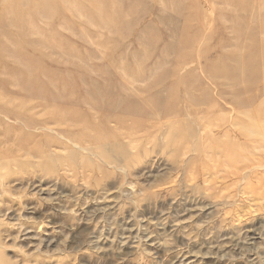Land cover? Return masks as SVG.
<instances>
[{"label":"rangeland","instance_id":"374dc122","mask_svg":"<svg viewBox=\"0 0 264 264\" xmlns=\"http://www.w3.org/2000/svg\"><path fill=\"white\" fill-rule=\"evenodd\" d=\"M0 264H264V0H0Z\"/></svg>","mask_w":264,"mask_h":264},{"label":"bare ground","instance_id":"6f19581e","mask_svg":"<svg viewBox=\"0 0 264 264\" xmlns=\"http://www.w3.org/2000/svg\"><path fill=\"white\" fill-rule=\"evenodd\" d=\"M2 158V156H0V159Z\"/></svg>","mask_w":264,"mask_h":264}]
</instances>
